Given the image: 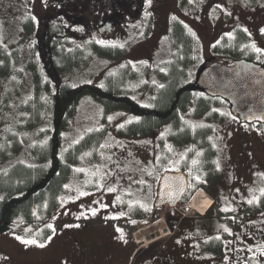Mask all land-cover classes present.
<instances>
[{"label": "rangeland", "instance_id": "1", "mask_svg": "<svg viewBox=\"0 0 264 264\" xmlns=\"http://www.w3.org/2000/svg\"><path fill=\"white\" fill-rule=\"evenodd\" d=\"M80 1L66 7L60 0H0V54L6 57L0 69L8 71L5 77L0 71V174L18 162L32 163L33 147L48 139L49 115L35 123L27 108L39 88L49 101L60 82L102 84L119 78L123 91L150 105L175 52V22L183 23L195 41L199 75L213 63L230 66L236 58L214 48L242 36L247 39L243 50L264 66V0H134L132 6ZM100 21L113 22L112 33L100 31L106 27ZM75 57L78 65L72 64ZM200 96L209 106L198 117ZM207 100L200 92L179 124L129 136L121 128L134 120L131 112H105L94 98L83 97L63 132L64 146L96 137L83 149L60 205L44 222L51 235L42 230L44 223L11 226L0 233V264H112L108 253L130 239L132 227L138 232L163 213L162 207L154 210L163 172L197 170L211 150L217 179L210 184L197 176L195 182L221 196L225 213H212L216 219L208 235L226 230V246L234 250L259 241L261 234L264 246V124L244 123L224 101ZM185 130L191 140H184ZM185 255L184 264H204L194 260L195 253Z\"/></svg>", "mask_w": 264, "mask_h": 264}, {"label": "trees", "instance_id": "2", "mask_svg": "<svg viewBox=\"0 0 264 264\" xmlns=\"http://www.w3.org/2000/svg\"><path fill=\"white\" fill-rule=\"evenodd\" d=\"M241 38L233 43L229 40L223 41L214 48L215 53H223L227 50L228 55L236 60L244 59L252 62L253 54L247 49L243 50V40L247 39L244 36ZM173 39L174 55L167 70L161 74L163 86L159 87L150 105H141L130 94L123 91L121 89L123 84L119 78H109L102 84L82 82L74 85L60 82L56 85L49 101L43 99L44 89L39 88L33 99L29 101L27 108L35 123L40 122L44 114L45 119H47L46 114L49 115L48 139L44 144H37L33 147L32 163L18 162L0 174V233L13 225L26 229V225L42 224L60 205L61 197L72 176L75 164L83 149L90 146L96 137L90 134L79 143H73L67 148L64 146L63 132L69 127L70 120L83 97L94 98L103 105L105 112L116 110L131 112L134 120L128 121L125 124L127 126L124 125L121 128V132L129 136H142L151 134L160 126L170 122L175 125L179 124L182 120L181 115L190 110L200 92L202 95H207L197 84L199 74L194 65L195 41L180 21L175 22L173 26ZM1 58L6 59L0 54ZM67 63L71 67L69 61ZM79 63L77 57L72 61V64L78 65ZM0 71L3 77L8 73L7 69H0ZM207 98V101L212 99L224 101L233 110L230 104L222 98H212L209 95ZM206 103L200 96L195 106L198 117L207 111L209 104ZM197 131H200L199 133L204 131V135L208 132L206 129ZM187 133L188 131L185 130L184 134L187 136L184 138L185 141L191 140ZM210 147L211 145L207 143V148L210 149ZM215 156V152H212L209 159L212 166L216 164ZM41 227L44 233L48 231L47 236L51 235L46 223Z\"/></svg>", "mask_w": 264, "mask_h": 264}, {"label": "flooded vegetation", "instance_id": "3", "mask_svg": "<svg viewBox=\"0 0 264 264\" xmlns=\"http://www.w3.org/2000/svg\"><path fill=\"white\" fill-rule=\"evenodd\" d=\"M69 1L76 0H60L61 3H65L66 7H70L71 3ZM79 1L80 0H77L78 5H80L81 2ZM112 2L117 6L126 5L128 2L129 4H127V6H132L134 4V0H112ZM70 10L73 9H67V11ZM125 11L126 10H123L124 17L126 15ZM60 13H63V11ZM99 24H105L106 26L100 27V31L105 29L112 33L113 28H115L113 22L110 21H100ZM203 134H205L204 131ZM208 152V154L205 152L207 156H203L205 164H202V167L199 169L190 171L188 169L185 170V168H178L186 174L189 189L184 199L181 201L179 209L166 212L167 232L165 233L168 235L152 243L140 245V243L134 240L133 233L135 229L132 227L130 239L121 242L118 245L120 246L118 250L113 248L111 252L108 253L113 257L112 259L114 262L112 264H184V260L188 259L185 257V253L188 254L189 252L195 253L198 256L195 257L197 259L194 260L202 261L204 264H264V246L261 242L262 240L260 241V239L263 238L261 234L258 235L260 238L259 241L255 239L253 242H249V244L245 243L239 249L234 250L226 246V239L229 235L226 230L222 231L220 235L216 233H214V235H208L213 229L211 224L216 219H214L212 213L216 215H219L220 212L222 214L225 213L221 208L223 203H219V198L221 196L219 197L218 194H215L207 185H201L202 183L195 182L197 176L204 177L203 182L208 179L210 184L213 182L215 183L217 179V177L214 176L216 173L213 172L214 169L216 170V164L212 166L209 163L212 150ZM199 187H202L215 202V206L212 210L208 213L206 212L207 214L203 217L197 216L199 213H191L187 209V207H190L189 201ZM194 188L195 190L193 191ZM216 203L218 205H216ZM239 203L243 204V202ZM259 205H262V203ZM180 207L182 209H180ZM223 207L225 208V205H223ZM228 210L230 212V209ZM232 211L235 213L237 212L235 209ZM204 234H206L205 237ZM198 244H200L201 247H197Z\"/></svg>", "mask_w": 264, "mask_h": 264}, {"label": "water", "instance_id": "4", "mask_svg": "<svg viewBox=\"0 0 264 264\" xmlns=\"http://www.w3.org/2000/svg\"><path fill=\"white\" fill-rule=\"evenodd\" d=\"M197 84L208 95L227 100L243 122H264L263 66L244 59L230 66L213 63ZM188 189V179L182 171L165 172L160 178L155 208L178 209Z\"/></svg>", "mask_w": 264, "mask_h": 264}, {"label": "bare ground", "instance_id": "5", "mask_svg": "<svg viewBox=\"0 0 264 264\" xmlns=\"http://www.w3.org/2000/svg\"><path fill=\"white\" fill-rule=\"evenodd\" d=\"M189 202V209L187 207L189 212H191V209L192 211L195 210V212L197 211L196 213H200L202 215L205 212H208L213 206V199L210 198V196L207 193H204L203 191L195 193ZM165 212L166 211L164 210L161 216L159 217V220L144 227H141L139 231L135 233V237L138 243H140V245L152 243L157 239L166 236H163L167 228V224L165 222Z\"/></svg>", "mask_w": 264, "mask_h": 264}, {"label": "crops", "instance_id": "6", "mask_svg": "<svg viewBox=\"0 0 264 264\" xmlns=\"http://www.w3.org/2000/svg\"><path fill=\"white\" fill-rule=\"evenodd\" d=\"M199 191H203V190H198L196 193H198ZM204 192V191H203ZM205 193V192H204ZM211 198V197H210ZM191 210V209H190ZM167 235V233H164L163 236Z\"/></svg>", "mask_w": 264, "mask_h": 264}, {"label": "snow or ice", "instance_id": "7", "mask_svg": "<svg viewBox=\"0 0 264 264\" xmlns=\"http://www.w3.org/2000/svg\"><path fill=\"white\" fill-rule=\"evenodd\" d=\"M22 243H23V241H22ZM39 246V245H38Z\"/></svg>", "mask_w": 264, "mask_h": 264}]
</instances>
